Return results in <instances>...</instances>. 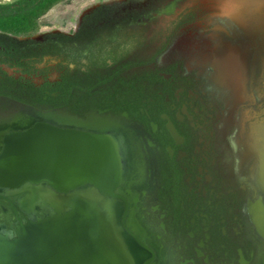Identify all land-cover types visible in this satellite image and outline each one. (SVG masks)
I'll list each match as a JSON object with an SVG mask.
<instances>
[{"label":"flooded vegetation","instance_id":"1","mask_svg":"<svg viewBox=\"0 0 264 264\" xmlns=\"http://www.w3.org/2000/svg\"><path fill=\"white\" fill-rule=\"evenodd\" d=\"M50 1L0 28V135H111L152 262L264 264V0H91L43 28ZM22 188L0 229L51 213Z\"/></svg>","mask_w":264,"mask_h":264},{"label":"water","instance_id":"2","mask_svg":"<svg viewBox=\"0 0 264 264\" xmlns=\"http://www.w3.org/2000/svg\"><path fill=\"white\" fill-rule=\"evenodd\" d=\"M116 143L44 121L0 135V190L23 186L31 211L40 202L52 209L0 229V264H155L130 190L119 187L129 177Z\"/></svg>","mask_w":264,"mask_h":264},{"label":"trees","instance_id":"3","mask_svg":"<svg viewBox=\"0 0 264 264\" xmlns=\"http://www.w3.org/2000/svg\"><path fill=\"white\" fill-rule=\"evenodd\" d=\"M30 1L33 3H37L43 0H15L12 2H0V28H9L13 26L24 27L28 25V20L32 22L34 20L33 18L25 17V15L30 12L29 7L26 10L23 7L28 5ZM51 3L53 2H47L46 7ZM46 7L42 8L39 13L45 10ZM23 14L25 15L22 17Z\"/></svg>","mask_w":264,"mask_h":264},{"label":"rangeland","instance_id":"4","mask_svg":"<svg viewBox=\"0 0 264 264\" xmlns=\"http://www.w3.org/2000/svg\"><path fill=\"white\" fill-rule=\"evenodd\" d=\"M1 1H7V0H0ZM91 0H63L61 2L57 3H51L50 5L45 8L46 10H43V13L41 17H39V21L37 20V23L42 26L43 28H46L50 26V24L47 23H56L57 20L65 19V15L69 12L72 14V12L76 13L78 7L83 6L84 4L88 3ZM40 13V14H41ZM36 23V25H38Z\"/></svg>","mask_w":264,"mask_h":264}]
</instances>
